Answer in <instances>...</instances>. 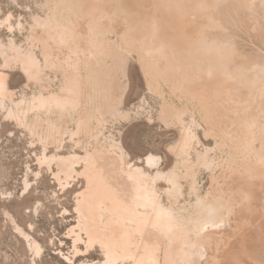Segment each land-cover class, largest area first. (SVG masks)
<instances>
[{
    "label": "bare ground",
    "instance_id": "6f19581e",
    "mask_svg": "<svg viewBox=\"0 0 264 264\" xmlns=\"http://www.w3.org/2000/svg\"><path fill=\"white\" fill-rule=\"evenodd\" d=\"M39 2L34 47L21 50L11 37L7 52L29 78L53 72L59 84L39 85L10 115L44 142H60L65 133L107 142L105 125L130 117L125 81L135 58L161 103L160 118L181 130L167 171L128 162L113 139L118 162L89 150L44 155L66 179L85 162L75 244L100 245L102 264L214 263L213 247L227 248L236 237L224 264L254 256L264 263V0ZM7 84L0 73V91ZM199 130L213 145L198 149ZM145 160L157 164L153 155ZM202 171L210 176L205 190Z\"/></svg>",
    "mask_w": 264,
    "mask_h": 264
},
{
    "label": "rangeland",
    "instance_id": "374dc122",
    "mask_svg": "<svg viewBox=\"0 0 264 264\" xmlns=\"http://www.w3.org/2000/svg\"><path fill=\"white\" fill-rule=\"evenodd\" d=\"M34 14H43L39 0H0V38L6 51L3 53L0 48V73L8 83L7 91H0V264H102L105 256L101 246L88 249L85 241L75 244L72 231L79 224L77 200L86 189V181L81 174L85 162L76 163V171L66 179L57 161H45L44 155L77 153L84 156L89 150L118 162L120 151L111 147L110 139H113L127 152L128 162L151 172L157 169L167 171L175 163L173 147L180 139L181 130L160 118L161 103L149 93L139 63L131 58L125 81L128 83L125 108L129 110L130 117L112 119L105 125L103 135L108 138L104 139L107 142L88 141L83 136L73 138L69 133H65L60 142L40 139L38 133L9 114V109L17 102L30 100L41 88L59 84V80L53 82V72L38 79L29 78L20 65L14 63L16 53L7 52L11 37L18 41L21 50L34 47ZM7 60L10 63H6ZM199 136V150L213 145V140L204 136L202 130H199ZM149 155L156 157L157 164H147L145 159ZM200 181L205 190L210 183L208 171H202ZM159 185L162 188L167 186L165 180ZM122 193H127V190ZM235 238L229 240L231 243L226 242L227 248H235L230 246L237 240ZM215 247L213 253L218 255V262L213 263L210 257H203L190 264H224L223 260L228 259V256L227 259L224 257L227 255L224 253L226 246L221 250L218 248V251ZM37 249L40 251L38 256ZM248 259L241 257L238 264ZM259 259L254 256L247 262L257 264L261 261L259 264H264ZM125 264L132 262L129 259Z\"/></svg>",
    "mask_w": 264,
    "mask_h": 264
},
{
    "label": "snow or ice",
    "instance_id": "6c2138e0",
    "mask_svg": "<svg viewBox=\"0 0 264 264\" xmlns=\"http://www.w3.org/2000/svg\"><path fill=\"white\" fill-rule=\"evenodd\" d=\"M12 133H9V135H11ZM36 255L38 256V255H40V251H39V249H37V251H36ZM66 259V258H65Z\"/></svg>",
    "mask_w": 264,
    "mask_h": 264
}]
</instances>
